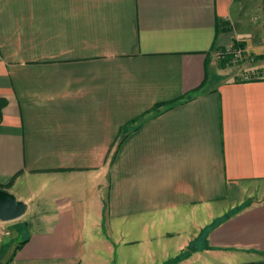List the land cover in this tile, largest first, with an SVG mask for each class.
Listing matches in <instances>:
<instances>
[{
  "label": "crops",
  "instance_id": "0c3cea01",
  "mask_svg": "<svg viewBox=\"0 0 264 264\" xmlns=\"http://www.w3.org/2000/svg\"><path fill=\"white\" fill-rule=\"evenodd\" d=\"M248 69L264 0H0V184L42 226L9 264H264Z\"/></svg>",
  "mask_w": 264,
  "mask_h": 264
},
{
  "label": "rangeland",
  "instance_id": "374dc122",
  "mask_svg": "<svg viewBox=\"0 0 264 264\" xmlns=\"http://www.w3.org/2000/svg\"><path fill=\"white\" fill-rule=\"evenodd\" d=\"M252 56H250V58L255 57ZM256 59L257 58H255V61ZM235 63L238 65V62ZM230 64H234V62ZM244 72L253 77L264 74V71L251 69L245 70ZM36 218H38V216ZM34 221L33 216L30 217L27 213L16 220L7 222L0 220V264H9L16 248L24 244L22 242L28 238L30 232L42 228V226H34Z\"/></svg>",
  "mask_w": 264,
  "mask_h": 264
},
{
  "label": "water",
  "instance_id": "95a60500",
  "mask_svg": "<svg viewBox=\"0 0 264 264\" xmlns=\"http://www.w3.org/2000/svg\"><path fill=\"white\" fill-rule=\"evenodd\" d=\"M28 210V204L17 198L7 189L0 188V220L7 222L22 217Z\"/></svg>",
  "mask_w": 264,
  "mask_h": 264
},
{
  "label": "built area",
  "instance_id": "2783aa9c",
  "mask_svg": "<svg viewBox=\"0 0 264 264\" xmlns=\"http://www.w3.org/2000/svg\"><path fill=\"white\" fill-rule=\"evenodd\" d=\"M219 57L221 59L223 58L226 59L227 64H230L232 62H234V64H236L235 62L238 63L245 62L248 59L252 60V58H250L244 46H232L226 50H222L219 52ZM256 77H253L246 73L244 79H251Z\"/></svg>",
  "mask_w": 264,
  "mask_h": 264
},
{
  "label": "trees",
  "instance_id": "16d2710c",
  "mask_svg": "<svg viewBox=\"0 0 264 264\" xmlns=\"http://www.w3.org/2000/svg\"><path fill=\"white\" fill-rule=\"evenodd\" d=\"M235 46H243V44L241 43H238V44H234ZM226 60V59H225ZM227 62V61H226ZM6 101L4 99H0V117H1V114H2V109L5 105ZM10 184H7V185H4V184H0V188H3V189H7L9 187ZM26 240H24L22 243H25ZM21 246V245H20ZM19 246V247H20ZM17 247L16 250L19 248Z\"/></svg>",
  "mask_w": 264,
  "mask_h": 264
}]
</instances>
